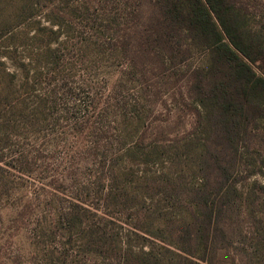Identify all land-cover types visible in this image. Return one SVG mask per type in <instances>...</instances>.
<instances>
[{
  "label": "trees",
  "instance_id": "trees-1",
  "mask_svg": "<svg viewBox=\"0 0 264 264\" xmlns=\"http://www.w3.org/2000/svg\"><path fill=\"white\" fill-rule=\"evenodd\" d=\"M250 6L249 0H0V150L12 138L9 130L35 129L44 119V110H29L27 102L43 82L62 76L67 49L83 63L105 51L126 59L121 79L138 87L137 105L160 76L168 81L181 70L193 108L192 128L182 137L168 143L162 134L144 143L141 136L127 148L141 163L165 166L133 176L111 161L103 177L109 186L93 192L91 205L72 202L61 213L62 256L47 264H77L80 255L88 257L85 264H264V38L253 29ZM77 29L91 37H76ZM196 54L201 61L185 65ZM59 82L53 92L64 90ZM133 102L128 119L137 123ZM4 164L0 156V170ZM67 247L78 255L72 258Z\"/></svg>",
  "mask_w": 264,
  "mask_h": 264
},
{
  "label": "rangeland",
  "instance_id": "rangeland-1",
  "mask_svg": "<svg viewBox=\"0 0 264 264\" xmlns=\"http://www.w3.org/2000/svg\"><path fill=\"white\" fill-rule=\"evenodd\" d=\"M249 1L253 29L264 38V0ZM74 35L91 37L78 29ZM76 58L77 53L69 54L67 49L60 60L62 76L43 82L28 100L29 110H44L42 122L35 129L25 124L9 130L12 138L0 150L6 161L0 170V264H47L59 253L62 256L57 244L64 238L57 220L72 202L82 200L91 205L89 201L96 197L93 192L108 185L103 178L108 175V164L114 163L115 169L133 176L156 172L165 165L141 163L138 156L126 153L127 148L141 136L149 143L163 134L171 143L192 128L193 108L185 96L181 70L168 81L160 76L157 86H151L137 105L138 87L121 79L129 69L126 59L119 60L106 51L84 63ZM200 61L196 54L185 65ZM252 66L261 74L256 64ZM57 81L56 87L64 90L53 92ZM39 95L43 100L37 105ZM133 101L139 109L137 123L128 119ZM98 177L103 178L101 183H95ZM251 179L263 181L260 176ZM103 208L106 213L114 209L106 202ZM52 246L55 251L49 253ZM65 249L72 258L78 255L74 247ZM76 262L85 264L89 259L80 255Z\"/></svg>",
  "mask_w": 264,
  "mask_h": 264
}]
</instances>
